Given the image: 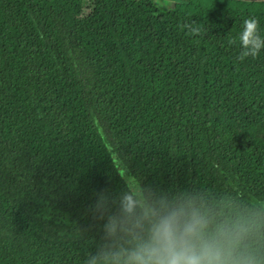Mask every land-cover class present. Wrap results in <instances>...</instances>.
<instances>
[{"label": "trees", "instance_id": "16d2710c", "mask_svg": "<svg viewBox=\"0 0 264 264\" xmlns=\"http://www.w3.org/2000/svg\"><path fill=\"white\" fill-rule=\"evenodd\" d=\"M189 1L0 0V264H264V1Z\"/></svg>", "mask_w": 264, "mask_h": 264}, {"label": "rangeland", "instance_id": "374dc122", "mask_svg": "<svg viewBox=\"0 0 264 264\" xmlns=\"http://www.w3.org/2000/svg\"><path fill=\"white\" fill-rule=\"evenodd\" d=\"M156 1L162 9L174 8L177 3L181 6H188L190 4L189 0H156ZM201 1H203L205 3H210V2H214V1L220 2V0H201ZM223 1L225 2V4H230L233 6H244V5H247L251 1L260 2V1H264V0H223ZM124 175L130 181L132 188L138 193L139 200L143 204L144 200L142 198L141 186H139V183L136 182L127 172L124 173Z\"/></svg>", "mask_w": 264, "mask_h": 264}, {"label": "crops", "instance_id": "0c3cea01", "mask_svg": "<svg viewBox=\"0 0 264 264\" xmlns=\"http://www.w3.org/2000/svg\"><path fill=\"white\" fill-rule=\"evenodd\" d=\"M170 8V7H169ZM166 10H169V9H166Z\"/></svg>", "mask_w": 264, "mask_h": 264}]
</instances>
